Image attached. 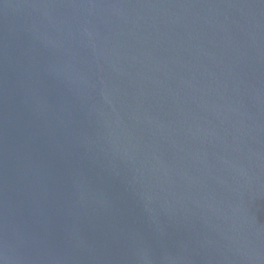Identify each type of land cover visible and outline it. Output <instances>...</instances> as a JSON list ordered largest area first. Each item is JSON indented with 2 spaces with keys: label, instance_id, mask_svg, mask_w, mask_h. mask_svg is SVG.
I'll return each mask as SVG.
<instances>
[{
  "label": "water",
  "instance_id": "95a60500",
  "mask_svg": "<svg viewBox=\"0 0 264 264\" xmlns=\"http://www.w3.org/2000/svg\"><path fill=\"white\" fill-rule=\"evenodd\" d=\"M0 264H264V0H0Z\"/></svg>",
  "mask_w": 264,
  "mask_h": 264
}]
</instances>
